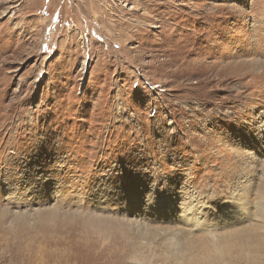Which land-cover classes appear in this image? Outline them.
<instances>
[{
    "label": "rangeland",
    "instance_id": "obj_1",
    "mask_svg": "<svg viewBox=\"0 0 264 264\" xmlns=\"http://www.w3.org/2000/svg\"><path fill=\"white\" fill-rule=\"evenodd\" d=\"M78 1L0 0V264H174L218 212L255 224L264 0Z\"/></svg>",
    "mask_w": 264,
    "mask_h": 264
},
{
    "label": "bare ground",
    "instance_id": "obj_2",
    "mask_svg": "<svg viewBox=\"0 0 264 264\" xmlns=\"http://www.w3.org/2000/svg\"><path fill=\"white\" fill-rule=\"evenodd\" d=\"M84 1L85 0L78 1L77 5L79 4V6L86 9L85 7L86 5L84 4ZM258 194H259L258 196L259 204H257L258 205L257 207H254L256 212L254 213V215L248 213L249 216L250 215L252 217L254 216L253 219H255V224H251L245 227H242L241 224L239 225V227L241 226L242 228H238V229L231 228L234 226V224L242 223L244 221V218H242L241 215H245L246 211L244 209V206L246 205L243 206L239 204L238 206L234 207L235 210H233L229 214H226L223 211L218 212L217 214L218 216L216 219V224H217L216 227L225 225L229 229H227L225 232H220V233H217L216 231L217 228L210 230L209 232L210 234L218 235L216 236V238L205 239L203 236H198L197 238L194 239L193 242L184 244V246H181L179 243H177L180 245V249L178 252L175 253L176 256L174 259H172V262H174V264H214L216 262V257H215L216 254H219L221 256L226 255L230 258L232 256V252L235 251V253L245 252L247 254H252V256H255L259 251L264 250V192L261 191V193L258 192ZM244 197L246 196H241L240 200L243 199L244 203L247 204L248 200L247 198ZM192 208H194V206ZM190 216L192 218L191 220H189V213L185 214L184 218L185 217L188 218L185 219L192 222L191 224L193 226L199 224L202 227L206 228L210 223L213 222V219L208 218V214L203 210L195 211V213H190ZM195 217L198 218L205 217V218L196 219ZM153 238L154 236H151L149 240ZM208 241L211 244H209ZM150 245L151 244L149 242H146L144 244L141 242L139 249L140 251H142L141 249L147 250L150 248ZM177 248L178 247H176V249ZM167 250L169 251L171 250V247L169 245H166L165 251ZM165 256H166V252H165ZM150 263L151 262L146 261L144 264H150Z\"/></svg>",
    "mask_w": 264,
    "mask_h": 264
}]
</instances>
